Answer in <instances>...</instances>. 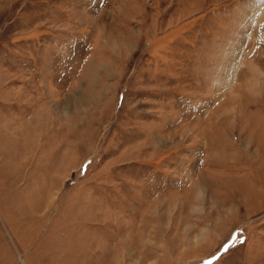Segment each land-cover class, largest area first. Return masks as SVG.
<instances>
[{"label":"rangeland","instance_id":"1","mask_svg":"<svg viewBox=\"0 0 264 264\" xmlns=\"http://www.w3.org/2000/svg\"><path fill=\"white\" fill-rule=\"evenodd\" d=\"M0 264H264V0H0Z\"/></svg>","mask_w":264,"mask_h":264}]
</instances>
